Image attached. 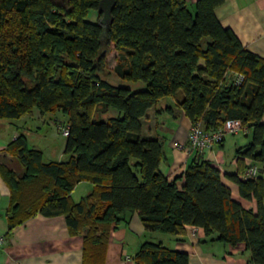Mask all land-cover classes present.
Segmentation results:
<instances>
[{
    "label": "trees",
    "instance_id": "trees-1",
    "mask_svg": "<svg viewBox=\"0 0 264 264\" xmlns=\"http://www.w3.org/2000/svg\"><path fill=\"white\" fill-rule=\"evenodd\" d=\"M222 1L197 0L191 10L185 0H114L102 39L104 26L88 20L100 0H0V118L61 112L68 129L64 160L44 161L24 136L5 152L19 170L0 155L9 227L36 212L65 215L70 230L81 232L83 264H102L110 230L136 211L148 231L180 240L185 226L199 227L208 242L242 244L247 264H264V59L220 24L214 8ZM230 72L241 73L242 83L227 81ZM104 74L143 85H113ZM164 97L206 131L236 119L249 132L236 150L238 172L227 177L256 201L255 211L232 199L220 171L197 152L182 175L161 172L162 142L143 133L141 119ZM99 104L114 114L95 119ZM253 164L259 174L240 178ZM81 181L92 189L74 203L70 192ZM133 259L188 264L189 256L147 241Z\"/></svg>",
    "mask_w": 264,
    "mask_h": 264
},
{
    "label": "crops",
    "instance_id": "crops-1",
    "mask_svg": "<svg viewBox=\"0 0 264 264\" xmlns=\"http://www.w3.org/2000/svg\"><path fill=\"white\" fill-rule=\"evenodd\" d=\"M185 1L193 10L197 0ZM214 14L223 27L234 33L245 49L264 59V0H223L214 8ZM116 57L117 52L113 62L106 63L108 69L112 70L115 67ZM44 115L46 114L42 115L34 109L32 115L15 119L16 123L0 118V155L8 157L15 169L18 170L15 159L5 154L8 145L18 136H24L26 139L22 130L25 129L27 118L38 120L36 122H41L42 125L45 123ZM141 122L145 135L158 137L162 142L163 159L159 164L161 172L169 179L182 175L191 154L176 148L175 144H187L191 121L179 107L176 99L164 97L159 100L146 111ZM262 122L264 123V113ZM249 141L250 135L247 130L228 134L220 144L199 155L220 171L222 182L230 189L232 199L244 208L255 211L256 201L242 198L237 185L227 177L238 172L236 150ZM64 159L66 155L63 146L58 157L45 161ZM239 176L244 178L241 173ZM182 182V179L177 181L178 187H181ZM91 189L92 184L88 181L77 183L70 192L71 201L78 202ZM10 195V189L0 174V235L6 237L4 246L0 248V264H83L81 232L70 230L65 215L45 216L36 212L9 227ZM177 238L146 230L138 213L127 211L110 230L102 264H136L133 256L141 244L147 241L161 242L171 249L186 252L189 256L188 264H247L244 245L232 247L217 241L208 242V237L199 227L185 226L184 235L179 237L180 240Z\"/></svg>",
    "mask_w": 264,
    "mask_h": 264
},
{
    "label": "rangeland",
    "instance_id": "rangeland-1",
    "mask_svg": "<svg viewBox=\"0 0 264 264\" xmlns=\"http://www.w3.org/2000/svg\"><path fill=\"white\" fill-rule=\"evenodd\" d=\"M100 19L101 16H98L96 11H90L88 20L99 22ZM109 49V52L106 54L108 62L105 56V63L107 64H111L116 55L113 45H110ZM103 79L113 85H129L133 88H139L143 85L142 82L130 83L122 81L115 75L108 76L104 74ZM111 114H113L112 111L106 112V109L101 104L97 105L93 111V117L95 119H106L107 116H111ZM27 119L25 129L22 130V133L26 136L27 146L43 152L44 161L48 158L58 157L59 150L65 145V137L62 134V128L64 127L63 125L67 123V117L61 112L46 113V115L43 116L45 123L42 125L41 122H36L38 120H33L30 117ZM8 120L16 123L15 119Z\"/></svg>",
    "mask_w": 264,
    "mask_h": 264
},
{
    "label": "built area",
    "instance_id": "built-area-1",
    "mask_svg": "<svg viewBox=\"0 0 264 264\" xmlns=\"http://www.w3.org/2000/svg\"><path fill=\"white\" fill-rule=\"evenodd\" d=\"M226 76L228 77L227 81H231L235 85L241 84L244 79V76L241 73L230 72L226 74ZM243 130L245 129L242 128L241 122L236 119L226 120L221 127L213 131L204 130L203 126L199 122L192 123L188 134L187 144L183 145L177 143L175 144V147L187 151L189 154L191 152L202 153L203 151L210 150L215 145L220 144L226 135ZM62 134L63 136L68 134V129L66 127L62 128ZM258 171L259 170L256 165H250L243 174V177L255 178L259 174ZM5 242L6 237L4 235H0V248L4 246Z\"/></svg>",
    "mask_w": 264,
    "mask_h": 264
},
{
    "label": "water",
    "instance_id": "water-1",
    "mask_svg": "<svg viewBox=\"0 0 264 264\" xmlns=\"http://www.w3.org/2000/svg\"><path fill=\"white\" fill-rule=\"evenodd\" d=\"M114 3H115L114 0H100L98 4L97 12L101 14V19L99 23L104 26L102 30V39H104L106 36L108 23L111 17V9ZM262 172H263V169L261 168L260 173Z\"/></svg>",
    "mask_w": 264,
    "mask_h": 264
}]
</instances>
